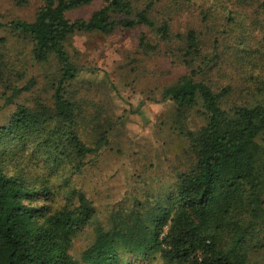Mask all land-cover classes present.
I'll use <instances>...</instances> for the list:
<instances>
[{"label":"trees","instance_id":"1","mask_svg":"<svg viewBox=\"0 0 264 264\" xmlns=\"http://www.w3.org/2000/svg\"><path fill=\"white\" fill-rule=\"evenodd\" d=\"M93 1L42 0L33 21H0V31L8 30L15 44L31 46L35 61L56 59L60 73L52 104H21L0 124V264H74L70 248L95 214L86 194L70 183L71 175L108 143L113 123L97 114L89 118L68 90L81 71L91 70L75 63L69 51L73 37L146 26L161 40L173 39L169 22L158 23L151 6L140 9L136 0H105L89 18L69 17ZM261 7L264 12V0ZM7 42L0 37V82L18 94L22 87L4 74L9 59L1 45ZM200 45L195 31L184 37L183 61L194 73L161 92V101L174 104L173 129L189 142L192 168L179 174L170 201L157 212L145 218L134 212L109 229L98 227L85 262L249 264L251 251L264 245V100L232 103L229 87L197 79ZM140 46L155 48L145 34ZM194 112L203 116L200 126L191 125ZM60 193L61 206L55 205Z\"/></svg>","mask_w":264,"mask_h":264},{"label":"rangeland","instance_id":"2","mask_svg":"<svg viewBox=\"0 0 264 264\" xmlns=\"http://www.w3.org/2000/svg\"><path fill=\"white\" fill-rule=\"evenodd\" d=\"M262 1L136 0L140 9L151 6V15L158 23L169 22L171 41L161 40L146 26L73 37L69 51L75 63L91 70L81 71L68 90L82 103L89 118L97 114L102 121L113 123L108 143L89 154L80 171L71 175L70 183L86 194L95 209L92 220L70 248L74 264H89L83 253L93 244L98 227L109 229L134 212L143 218L147 212H157L170 201L179 174L192 168L189 142L173 129L174 104L161 101L164 88L194 73L184 63L181 50L190 31L201 40L197 79H205L217 89L229 87L232 103L264 100ZM104 3L94 0L69 17L89 18ZM41 5L42 0H0V21H33ZM143 34L155 48L140 46ZM3 36L8 38L5 47L1 45V53L9 59L6 81L22 90L13 94L0 82V124L7 123L21 104L32 106L37 100L52 104L60 75L56 59L38 63L30 45L15 44L6 29L0 31ZM26 84L31 85L29 89H23ZM193 114L191 125L203 124V116ZM85 128L91 141L93 129L89 125ZM64 201L60 193L55 205ZM133 264L164 263L157 258ZM249 264H264V245L251 251Z\"/></svg>","mask_w":264,"mask_h":264}]
</instances>
